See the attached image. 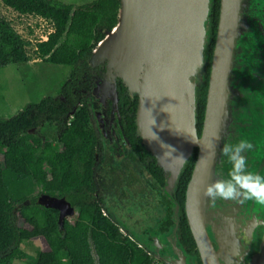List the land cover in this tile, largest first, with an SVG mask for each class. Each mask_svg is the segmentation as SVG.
<instances>
[{"label":"water","instance_id":"95a60500","mask_svg":"<svg viewBox=\"0 0 264 264\" xmlns=\"http://www.w3.org/2000/svg\"><path fill=\"white\" fill-rule=\"evenodd\" d=\"M119 1L116 25L88 60L105 65L99 87L110 89L115 105L118 80L138 98L137 132L170 190L198 149L185 212L202 264H264V205L204 195L208 184L227 178L226 143H251L247 168L264 176V0H220L200 137L197 88L206 77L212 0ZM37 202L59 212V231L76 215L65 198L41 194Z\"/></svg>","mask_w":264,"mask_h":264},{"label":"trees","instance_id":"16d2710c","mask_svg":"<svg viewBox=\"0 0 264 264\" xmlns=\"http://www.w3.org/2000/svg\"><path fill=\"white\" fill-rule=\"evenodd\" d=\"M1 1L13 11L52 22L55 31L49 42L39 44L37 57L69 68L70 74L55 96L28 105L9 120H0V264H153L156 258L121 238L116 226L87 198L93 182L95 137L85 106L83 90L89 89V82H85L84 75L89 71L92 51L117 23L120 1L94 0L81 6L56 0ZM219 15L220 0H212L206 77L197 88L198 137L205 116ZM28 46L12 23L0 16V70L28 64ZM119 84L124 94L125 88ZM124 103L130 105L127 128L134 136L138 100L125 95ZM75 108L74 115L67 119ZM196 153L195 150L177 183L176 194L183 209ZM41 194L65 198L76 210L74 217L64 220L62 231L58 211L38 204ZM179 236L197 255L184 212ZM36 237H42L46 247L30 256L21 244ZM258 243L259 237L254 252Z\"/></svg>","mask_w":264,"mask_h":264},{"label":"flooded vegetation","instance_id":"af4514ba","mask_svg":"<svg viewBox=\"0 0 264 264\" xmlns=\"http://www.w3.org/2000/svg\"><path fill=\"white\" fill-rule=\"evenodd\" d=\"M105 73V65L100 64L90 67L84 75L85 82H89V89L83 90L85 106L95 137L93 182L87 198L116 226L121 238L155 257L159 263L202 264L198 250L197 255L191 253L189 244L179 236L183 212L187 221L185 202L183 209L176 194L177 185L173 190L167 187L163 169L143 144L137 132V109L134 136L128 131L126 118L131 114L130 105L124 103L125 95L131 100L137 97L129 96L118 80L117 104H113L110 89L99 87ZM119 83L125 88L124 94ZM75 111L76 108L70 111L67 119ZM195 150L197 159L198 149L193 148L188 162Z\"/></svg>","mask_w":264,"mask_h":264},{"label":"rangeland","instance_id":"374dc122","mask_svg":"<svg viewBox=\"0 0 264 264\" xmlns=\"http://www.w3.org/2000/svg\"><path fill=\"white\" fill-rule=\"evenodd\" d=\"M73 6L88 4L94 0H56ZM15 12L4 6L0 0V16L14 25L12 18ZM31 60L24 65H9L0 70V120L6 121L14 117L30 104L38 103L42 98L55 96L61 84L68 79L70 69L54 66L38 59L28 49ZM19 224V223H18ZM21 228L24 226L20 222ZM22 250L30 256L43 250L46 243L42 237H36L21 244Z\"/></svg>","mask_w":264,"mask_h":264},{"label":"clouds","instance_id":"9594fccd","mask_svg":"<svg viewBox=\"0 0 264 264\" xmlns=\"http://www.w3.org/2000/svg\"><path fill=\"white\" fill-rule=\"evenodd\" d=\"M193 132V140H195ZM253 145L247 140L237 144H225L221 150L231 168L226 179H218L205 187L204 195L212 202L216 200L239 201L253 200L264 205V176L253 173L247 168V159L243 153Z\"/></svg>","mask_w":264,"mask_h":264},{"label":"built area","instance_id":"2783aa9c","mask_svg":"<svg viewBox=\"0 0 264 264\" xmlns=\"http://www.w3.org/2000/svg\"><path fill=\"white\" fill-rule=\"evenodd\" d=\"M14 12L12 26L29 43L27 49H31L37 56L39 44L49 42L50 35L55 31L52 22L38 15ZM153 264L161 263L156 259Z\"/></svg>","mask_w":264,"mask_h":264}]
</instances>
